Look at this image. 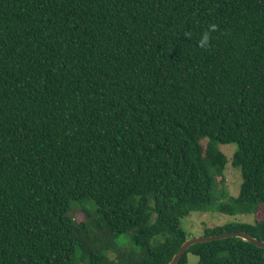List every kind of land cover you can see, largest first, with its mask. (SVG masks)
Here are the masks:
<instances>
[{"label":"trees","instance_id":"1","mask_svg":"<svg viewBox=\"0 0 264 264\" xmlns=\"http://www.w3.org/2000/svg\"><path fill=\"white\" fill-rule=\"evenodd\" d=\"M218 144L243 179L221 202ZM210 211L255 223L204 236L264 241V0H0V264H168ZM189 251L264 264L239 238Z\"/></svg>","mask_w":264,"mask_h":264},{"label":"rangeland","instance_id":"2","mask_svg":"<svg viewBox=\"0 0 264 264\" xmlns=\"http://www.w3.org/2000/svg\"><path fill=\"white\" fill-rule=\"evenodd\" d=\"M204 143H207L205 140ZM218 149L225 154L228 163L222 177L215 173L213 176V196L221 201H227L232 197H237L241 190L243 182L241 169L232 165L234 153L237 151L236 144H218ZM258 216H262L261 213ZM77 218L82 220L84 217L81 213L77 214ZM254 214H242L230 216L216 211L210 212H193L189 217L181 221V225L185 230L188 239L202 237L206 229H213L227 224H254Z\"/></svg>","mask_w":264,"mask_h":264},{"label":"water","instance_id":"3","mask_svg":"<svg viewBox=\"0 0 264 264\" xmlns=\"http://www.w3.org/2000/svg\"><path fill=\"white\" fill-rule=\"evenodd\" d=\"M228 238H239L244 241H247L258 248L264 249V241L254 238L248 235L245 232H225L218 235L213 236H202L198 238L188 239L179 249V251L175 254L172 260L168 264H178L184 255H187V263L186 264H199L201 262V256L194 254L189 251V249L201 243H210L214 241H220Z\"/></svg>","mask_w":264,"mask_h":264},{"label":"clouds","instance_id":"4","mask_svg":"<svg viewBox=\"0 0 264 264\" xmlns=\"http://www.w3.org/2000/svg\"><path fill=\"white\" fill-rule=\"evenodd\" d=\"M219 26L215 23L209 24L207 30H205L198 40V47L201 49H208L211 47L212 34L218 31ZM190 38V34L188 36Z\"/></svg>","mask_w":264,"mask_h":264}]
</instances>
